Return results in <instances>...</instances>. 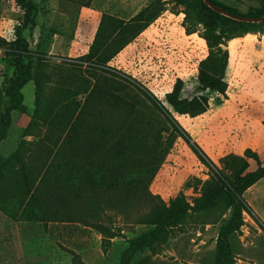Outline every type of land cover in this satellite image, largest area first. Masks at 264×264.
<instances>
[{
    "label": "rangeland",
    "instance_id": "374dc122",
    "mask_svg": "<svg viewBox=\"0 0 264 264\" xmlns=\"http://www.w3.org/2000/svg\"><path fill=\"white\" fill-rule=\"evenodd\" d=\"M219 1L245 11L238 3L240 0ZM32 2L34 25L21 30L20 36L31 52L46 54L49 59L36 62L33 59L31 68L41 67L46 77L63 70L84 71L89 81L113 89L126 86L129 77L171 111L190 141L187 143L136 89L120 92L121 98L134 104V111L107 148L104 173L95 184L102 194L88 196L84 190H77L78 169L71 164L64 167L66 159L52 160L63 135L55 139L38 135L35 129L28 130L35 111V88L32 79L29 80L21 90L24 110L10 113V125L0 142V264H118L129 241L154 228L147 219L150 202L142 196L150 188L155 189L158 182L163 184V198L159 196L165 203L183 194L191 208L197 206L211 180L209 167L198 157L195 148L218 169H224L225 174L236 171L240 160L224 163V157L243 158L246 149L254 151L244 149L245 143L241 141L244 134L241 121L248 113L239 105L238 64L230 65L227 96L233 98L226 107L222 108L224 100L209 90L193 91L195 86H201L200 79L210 81L221 68L203 38L205 32L218 40L224 36L199 17L196 0ZM142 8L144 13L136 16ZM100 20L103 25L112 26L110 36L114 35L115 40L117 36H126L124 42L129 44L121 54L105 64L103 71L87 63L63 62L65 58L79 57L85 45L92 42ZM22 21L23 11L17 0H0V114L9 106L3 81L15 74L10 48L16 42ZM255 31L245 34L229 31L226 37L261 33ZM76 42L77 50H70ZM243 46L244 43L236 50H242ZM220 47L225 49L223 45ZM248 48V52H254L253 46ZM178 80L182 83L180 97H206L208 110L192 117L197 118L195 124L189 125L191 117L174 113L165 101V94ZM250 141L264 162V133ZM73 145L81 142L73 141ZM114 161L118 162L115 167ZM54 163L61 165V172H76V176H55L52 170L48 173ZM107 169L112 172L106 178ZM184 169L196 171L182 173ZM94 170L100 171L101 166L86 168L88 178ZM153 171L158 175L154 187L147 180ZM123 172L126 174L118 178ZM43 176L34 200L31 194ZM102 178L110 183L104 184ZM242 198L249 211L242 213V225L229 238L232 264H264V178L246 188ZM114 202L121 203L124 209ZM190 213V217L170 228L162 241L136 252L130 264H214L216 239L229 210L205 215Z\"/></svg>",
    "mask_w": 264,
    "mask_h": 264
},
{
    "label": "trees",
    "instance_id": "16d2710c",
    "mask_svg": "<svg viewBox=\"0 0 264 264\" xmlns=\"http://www.w3.org/2000/svg\"><path fill=\"white\" fill-rule=\"evenodd\" d=\"M196 1L199 17L210 26L216 27L219 34L224 36L219 37L218 40L205 32L203 38L211 48V54L221 64V68L216 77H212L210 81L200 79L201 86H195L193 91L197 93L209 90L225 100L227 99L228 85L224 80V75L228 62V51L226 48L222 50L220 45L226 47V42L242 35L226 37L229 31L243 32L244 34L254 30H257L255 32L264 31V21H244V19L252 20L264 17V0H256L259 2L256 7L244 6L242 2L238 1L245 8V11H241L235 6L226 5L219 0H208L211 5L221 9V12L212 10L202 0ZM17 2L23 11V21L17 29L16 42L10 48L13 49L12 57L14 58L15 74L3 81L5 95L9 99V106L0 114V142L5 138L10 125V113L24 110L21 90L32 79L35 88V111L28 125V130L35 129L38 131V135L44 137L49 135L55 139L63 135L62 142L52 155V160L66 159L64 167L71 164V167L78 169L76 170L79 179L76 185L77 190H84V193L88 196L97 197L102 194V191L97 189L95 184L104 173V157L107 148L125 128L134 111V104L121 98L119 96L120 92L128 88L136 89L145 101L189 143L190 139L187 133L175 120L171 111L152 92L139 86L129 77L126 79L129 82L126 86L113 89L94 80L89 81L84 71L63 70L64 72L57 71L56 76L48 75L46 77L41 67H38V69L31 68L33 59L36 62L43 60L42 58L49 59V56L43 53L35 54L31 52L25 39L20 36L21 30L34 25L35 7L32 0H17ZM144 8L136 16L143 14ZM135 17L132 18V22H134ZM116 22L118 23V21ZM112 32V26L103 25L100 20L88 52L78 58H65L62 61L70 62L73 65L87 63L88 66L103 71L102 67H105V64L129 44V42H124L125 35L117 36V41L114 39V35L110 36ZM222 39L224 42H222ZM118 42L121 43L117 44ZM33 73H36L35 77H33ZM52 78H55V80L53 81ZM181 89L182 83L178 80L172 90L164 96L167 105L174 113L192 118L202 115L208 110L205 96H193L190 99L182 98L180 97ZM80 96L83 97L82 100H80ZM76 140L80 141L81 145H73V141ZM90 141L93 142L90 144ZM190 145L192 144L190 143ZM194 150L204 164L209 167L211 180V184L201 194L197 206L191 208L183 194L171 198L165 203L158 194H152L149 190L145 192L142 197L150 202L147 219L152 222L154 228L148 233L131 239L118 264H130L136 252L162 241L170 228L177 226L184 219L191 216V211L205 215L213 211L225 212L226 210H229V216L220 228L216 239L214 264L233 263L229 238L242 225V213L249 211L242 194L250 185L264 178V162L260 160L256 152L246 149L243 158L237 156L223 158L224 163H229L231 160H240L236 171L225 174L224 169H218L202 151H198L196 148ZM60 166L59 163H56V165L54 163V168H50L48 173L52 170V174L55 176L56 174L76 176L74 174L76 172H61L63 169ZM99 166H101V170L92 171L88 178L85 169L89 167L98 169ZM123 173L118 178L126 174V172ZM86 179H88L87 183ZM43 181L44 176L37 182L36 191L31 194L32 199H37V192ZM84 182L86 185L81 189ZM112 184H115V181L110 186ZM114 204L124 209L121 203L114 202Z\"/></svg>",
    "mask_w": 264,
    "mask_h": 264
},
{
    "label": "crops",
    "instance_id": "0c3cea01",
    "mask_svg": "<svg viewBox=\"0 0 264 264\" xmlns=\"http://www.w3.org/2000/svg\"><path fill=\"white\" fill-rule=\"evenodd\" d=\"M143 5V4H142ZM254 38V40H249ZM244 43V46L242 50H236L237 47L241 46ZM91 42L88 45H85V49L82 50V53L80 55H84L88 52L89 46ZM254 47V52L250 53L248 52V47ZM78 43H73L70 50L74 49L77 50ZM228 51V62L225 70L224 80L227 83L228 79V73L229 69L231 68L230 65H232L234 62H237L238 66L236 68L237 74H238V97L240 104L242 105V110L244 112H247L248 114L244 115V120L241 121V126H244L243 132L244 134L242 142L245 143L244 149L250 148L255 151V147L252 144L250 140H252V137L255 135L261 136L264 133V125H263V116H264V31L257 34H249L244 37H237L233 38L228 41L227 46L225 47ZM124 49V48H123ZM123 49L121 51H123ZM121 51L117 54L120 55ZM116 55V56H117ZM115 56V57H116ZM72 57V56H69ZM114 57V58H115ZM113 58V59H114ZM228 85V84H227ZM228 95V93H227ZM233 96V95H232ZM232 96H227V99L224 100V102L221 104V107L224 108L226 105H228L230 102H232ZM229 107V106H228ZM261 111L260 114L257 112ZM197 118H189L190 122L189 125L195 124ZM256 129L254 130V128ZM223 142H225V139H222ZM241 142V143H242ZM220 148L217 147V151ZM192 154V153H191ZM193 156V154H192ZM190 162H193L192 159H190ZM117 161H114V167L115 164L117 165ZM193 164V163H192ZM113 167V166H112ZM186 171V172H183ZM192 171V174L195 173L196 169L189 170V172ZM112 169L106 171L105 176L107 178V175H111ZM187 170H182V173H189ZM148 181L149 183H154L152 186L154 187L155 182L157 181L155 171L149 173L148 175ZM179 177V176H178ZM194 180V178H192ZM189 181V179H187ZM102 182L104 184L110 183V180H106L102 178ZM163 184L158 182L157 186H155V189L150 188V191L153 194H158L162 198V192Z\"/></svg>",
    "mask_w": 264,
    "mask_h": 264
},
{
    "label": "water",
    "instance_id": "95a60500",
    "mask_svg": "<svg viewBox=\"0 0 264 264\" xmlns=\"http://www.w3.org/2000/svg\"><path fill=\"white\" fill-rule=\"evenodd\" d=\"M244 5L248 6V7H256L259 5V2L256 0H240ZM203 2L210 7L212 10H215L217 12H221V9L214 7L213 5H211L208 0H203ZM244 21H251V22H260V21H264V17H261L259 19H244Z\"/></svg>",
    "mask_w": 264,
    "mask_h": 264
}]
</instances>
